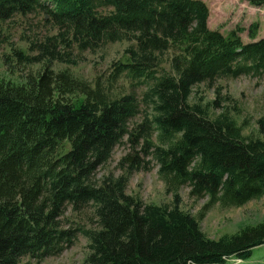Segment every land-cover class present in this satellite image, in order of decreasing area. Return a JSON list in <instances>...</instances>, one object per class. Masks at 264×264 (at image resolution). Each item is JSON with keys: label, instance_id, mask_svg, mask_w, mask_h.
I'll return each mask as SVG.
<instances>
[{"label": "trees", "instance_id": "trees-1", "mask_svg": "<svg viewBox=\"0 0 264 264\" xmlns=\"http://www.w3.org/2000/svg\"><path fill=\"white\" fill-rule=\"evenodd\" d=\"M35 13L55 31L15 56L40 69L23 82L0 78V264L59 255L78 233L89 241L81 264H224L264 244V219L218 238L202 231L214 205L264 195V139L190 99L197 85L264 73L257 23L244 43L240 28L208 27L202 0H0V23ZM121 41L129 42L122 57L93 81L52 66H75L77 55ZM142 102L150 112L131 122ZM124 141L156 164L170 203L127 193L130 173L149 169L139 163L95 179ZM183 186L205 199L196 215L180 207ZM67 206H91L96 227L65 226Z\"/></svg>", "mask_w": 264, "mask_h": 264}, {"label": "rangeland", "instance_id": "rangeland-1", "mask_svg": "<svg viewBox=\"0 0 264 264\" xmlns=\"http://www.w3.org/2000/svg\"><path fill=\"white\" fill-rule=\"evenodd\" d=\"M209 10L208 27L217 29L222 34L240 28V37L244 43L251 41L248 30L252 23L258 29L254 41L264 37V6L255 7L242 0H202ZM55 28L44 21L42 13L26 16H14L0 23V78L23 82L28 74L40 69L41 64L26 65L15 56V50L31 54L32 43L45 35L54 33ZM127 41L108 43L95 51H85L77 55L75 66L54 63L55 69H68L72 74L85 80L93 81L96 76H105L113 61L120 59ZM167 67V66H166ZM121 92L129 91L127 85L119 87ZM143 87L136 90L142 95ZM191 102L207 104L214 116L227 112L243 129L245 135L259 136L264 139V73L259 75H242L236 78L219 79L212 85L200 84L193 88ZM215 101L217 103L215 104ZM213 102V103H211ZM150 108L143 102L140 113L131 121L139 122ZM262 121V122H260ZM149 162V163H148ZM139 163L149 169L134 170L128 176L127 193L136 195L144 203H170L172 196L167 193L163 181L157 176V166L150 157H145L141 146H133L124 141L117 145L110 159L96 171L95 179L106 174L114 177L125 174L131 166ZM189 188L183 186L179 190L180 207L196 215L205 199H196L188 195ZM264 219V195L253 199L240 207L221 208L214 205L208 210L200 222L202 231L211 238L225 233L238 231L245 225H253ZM65 226L74 229H92L96 227L95 216L91 206L80 212L66 207L62 217ZM86 237L78 233L74 243L56 256L46 257L41 261L24 257L19 264H81L88 253ZM260 262L264 264V244L252 249L248 258L232 264Z\"/></svg>", "mask_w": 264, "mask_h": 264}]
</instances>
